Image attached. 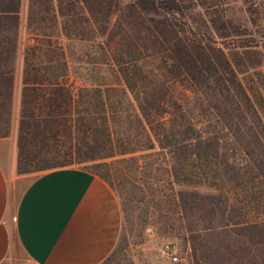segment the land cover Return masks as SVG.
<instances>
[{"label":"trees","instance_id":"16d2710c","mask_svg":"<svg viewBox=\"0 0 264 264\" xmlns=\"http://www.w3.org/2000/svg\"><path fill=\"white\" fill-rule=\"evenodd\" d=\"M251 1L244 0L255 23ZM198 3L207 4L29 0L33 41L25 44L24 0H0V125L11 123L21 75L18 173L118 159L140 168L163 154L170 180L189 187L177 192L181 207H209L210 223L188 229L198 264L207 247L198 232L224 228L226 264H264V238L249 236H264V120L241 61L217 40L246 30L217 8L205 6L203 15ZM179 83L214 116V128L200 126L174 91ZM226 131L240 158L224 151ZM8 134L0 127V137ZM200 185L213 190L191 188ZM254 204L259 215L250 219ZM229 228L246 230L249 240L233 241Z\"/></svg>","mask_w":264,"mask_h":264},{"label":"rangeland","instance_id":"374dc122","mask_svg":"<svg viewBox=\"0 0 264 264\" xmlns=\"http://www.w3.org/2000/svg\"><path fill=\"white\" fill-rule=\"evenodd\" d=\"M196 1L207 2L205 6L209 10L214 8L221 10L227 19L246 30V34L230 36L225 39L218 38L217 40L225 47L229 55L237 57L241 61V65H239L242 70L241 78L247 87L253 88L258 108L264 120V0L250 2L256 10L253 15L255 23L244 0ZM28 3L29 0H24L22 9V37L25 44L29 42L30 38L33 41L26 32ZM205 6L198 3L196 11L206 15ZM76 50L73 46V52ZM20 90L21 75L17 78V96L11 123L7 126L0 125L2 130H8V136L16 139V144L19 130ZM174 91L180 99L188 104L192 111L191 114L199 120L203 129H208L210 126L215 127L214 116L200 109L199 100L191 98L194 95L190 90L179 83L174 84ZM225 145L226 154H235L237 158H240V150L229 138L227 131ZM110 161L107 160V162ZM102 162L101 160L86 161L76 163L74 166L87 168L105 179L118 195L122 206V237L118 248L106 264H170L164 253V245L169 241L179 246L185 264H198L192 250L191 232L188 229L190 225L203 228L210 223V217L207 218L208 215L205 212L209 210V207L197 208L192 211L181 207L177 192L182 188L189 187L170 180L171 176L168 171L170 158L158 153L147 158L145 166L140 168L137 167V161L122 162L118 159L115 165ZM225 186L227 190L231 189V186L227 184ZM191 188L204 193L213 190L205 185ZM239 198L244 200L245 196ZM254 205L256 207L249 209L250 219H255L259 215L257 205ZM235 214L236 212H233V215ZM236 217L241 218V215L236 214ZM227 230L233 234L230 237L235 242L241 243L242 240H249L246 230L239 228ZM198 235H201V240L204 239L207 244L203 251L205 261L202 260L199 264H226V228L209 232V234L200 231ZM249 236H253V241L264 238L257 231Z\"/></svg>","mask_w":264,"mask_h":264},{"label":"crops","instance_id":"0c3cea01","mask_svg":"<svg viewBox=\"0 0 264 264\" xmlns=\"http://www.w3.org/2000/svg\"><path fill=\"white\" fill-rule=\"evenodd\" d=\"M123 211L114 189L80 166L17 171L14 137H0V264H106Z\"/></svg>","mask_w":264,"mask_h":264},{"label":"built area","instance_id":"2783aa9c","mask_svg":"<svg viewBox=\"0 0 264 264\" xmlns=\"http://www.w3.org/2000/svg\"><path fill=\"white\" fill-rule=\"evenodd\" d=\"M164 253L167 255L170 264H185L179 246L174 242L169 241L164 245Z\"/></svg>","mask_w":264,"mask_h":264}]
</instances>
